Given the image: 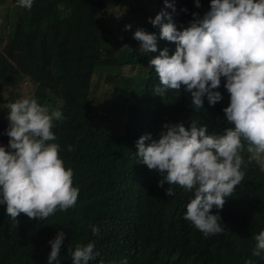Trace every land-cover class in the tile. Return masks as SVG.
Wrapping results in <instances>:
<instances>
[{"label": "trees", "instance_id": "trees-1", "mask_svg": "<svg viewBox=\"0 0 264 264\" xmlns=\"http://www.w3.org/2000/svg\"><path fill=\"white\" fill-rule=\"evenodd\" d=\"M122 1L33 0L26 9L18 0H0L7 3V28H0V107L19 99L28 84L38 103L61 110L63 119L53 121L52 142L60 145V158L73 170V187L79 189L75 206L57 209L44 220L21 213L18 223L0 204V264H47L49 241L58 231L66 234L59 264H73L69 249L90 242L98 255L89 264H120L125 259L127 264H264V253L252 255L255 236L264 230V171L254 161L247 164L250 153H241L244 179L225 197L223 209L211 210L222 217L225 230L209 236L184 218L194 193L170 185L175 195L167 196V182L157 186L163 175L136 154L142 135L158 139L168 123L187 127L196 120L198 126L207 125L210 135L232 126L223 111L230 103L223 78L216 89L222 100L210 106L205 96L203 109L194 107L184 86L167 90L163 97L154 91L162 85L150 60L165 48L174 54L177 45L161 39L160 26L149 18L170 13L182 30L193 13L203 17L210 10L211 0H199L200 7L196 0H168L175 11L165 0H155L152 14L145 9L147 20L127 24L128 36L117 38L103 10ZM56 13L62 16L51 20ZM140 28L156 35L157 51H139L140 41L133 37ZM96 88L102 102L96 101ZM4 93L8 98L3 100ZM8 127V114L0 112V146L6 149ZM93 226L100 229L98 235Z\"/></svg>", "mask_w": 264, "mask_h": 264}, {"label": "clouds", "instance_id": "clouds-1", "mask_svg": "<svg viewBox=\"0 0 264 264\" xmlns=\"http://www.w3.org/2000/svg\"><path fill=\"white\" fill-rule=\"evenodd\" d=\"M19 6L31 9L33 0H18ZM167 7L175 8L165 0ZM196 7H200L196 0ZM177 30L170 13H158L150 22L161 28L160 38L174 42L177 47L169 55L165 48L150 60L162 87L155 93L164 96L169 89L191 92L193 105L203 109L206 96L214 106L222 100L217 91L223 78L230 93V103L223 109L231 127L223 134H208L207 125L198 126L192 120L168 123L158 139L142 135L136 142L137 156L150 170H156L169 187L165 194L175 195L170 185L193 192L187 203L184 218L205 236L225 230L219 213L225 197L232 196L244 179L243 151L250 153L247 164L253 161L264 171V0H211L210 10ZM165 19L167 22H165ZM126 30L131 25H126ZM142 52L157 51V37L140 28L134 32ZM10 137L7 149L0 146V204L6 214L18 221L21 213L30 219L44 220L57 209L66 211L75 206L79 189L73 187V170L65 167L60 158V145L52 141L53 121L62 120V112L37 99L25 96L8 105ZM146 141H149L146 143ZM73 147L68 146V151ZM94 235L100 229L92 227ZM65 232L58 231L50 240L51 251L47 264H59L58 257ZM254 257L264 253V230L255 236ZM73 264H89L96 259L94 243L77 244L69 249ZM102 264V262H101ZM120 264H127L123 260ZM245 264H253L246 260Z\"/></svg>", "mask_w": 264, "mask_h": 264}, {"label": "rangeland", "instance_id": "rangeland-1", "mask_svg": "<svg viewBox=\"0 0 264 264\" xmlns=\"http://www.w3.org/2000/svg\"><path fill=\"white\" fill-rule=\"evenodd\" d=\"M155 0H123L122 3L117 6V7H106L103 10V14L106 17H109V24H111L112 28L115 30L114 31V36H116L117 38H121V37H126L127 35V30H125V26L127 24H142V22L144 23L147 20V14L145 12V9L147 8L149 10V12L152 14L154 12V7H155ZM7 3H2L0 4V28L2 27V30H4L5 28H7V24L3 21V10H4V6ZM137 7V8H135ZM132 9H134L132 11ZM5 11V10H4ZM62 16L61 13H56L53 14V16H51V20H56L58 18H60ZM129 35L133 34V30L131 29L129 32ZM139 51H141L139 49ZM99 88L102 90V84L100 82V86ZM97 89L98 93H95V97H96V101L100 100L101 101V90ZM33 90L34 87H32V85H24V87L21 90V96H19V99L25 96H31L33 95ZM137 91H140V89H138ZM38 95H40L41 98H43L42 93L38 90L36 92ZM142 93V92H140ZM8 95L6 93L3 94V100L7 99ZM100 98V99H99ZM10 103L4 101L2 106L0 107V112H6L7 114H9V110H8V105ZM100 105V103H98ZM99 113H103L104 111L100 108L98 109Z\"/></svg>", "mask_w": 264, "mask_h": 264}]
</instances>
